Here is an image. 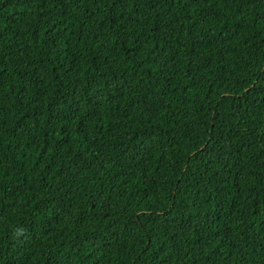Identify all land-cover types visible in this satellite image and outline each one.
I'll list each match as a JSON object with an SVG mask.
<instances>
[{
    "label": "trees",
    "instance_id": "obj_1",
    "mask_svg": "<svg viewBox=\"0 0 264 264\" xmlns=\"http://www.w3.org/2000/svg\"><path fill=\"white\" fill-rule=\"evenodd\" d=\"M0 69V264H264V0H0Z\"/></svg>",
    "mask_w": 264,
    "mask_h": 264
},
{
    "label": "snow or ice",
    "instance_id": "obj_2",
    "mask_svg": "<svg viewBox=\"0 0 264 264\" xmlns=\"http://www.w3.org/2000/svg\"><path fill=\"white\" fill-rule=\"evenodd\" d=\"M96 6L98 7V5H96ZM91 18H92V14L90 13L89 19H91ZM2 71H3V69H0V72H2ZM211 143H212V141H209V145H211ZM209 150L211 151L212 149L210 148ZM2 179H3V173H0V183H2ZM0 199H2V195H0ZM0 207H3V205L0 204ZM174 242L179 243V241H174ZM201 243L204 244V247L210 248L213 256L219 255V250H217L214 245L204 243L203 240H201ZM199 246H200L199 244L196 245V247H199ZM261 246L264 247V242H262ZM166 247H167V245H166ZM168 250L171 251L172 249L169 247ZM160 252L163 253L164 249L161 248ZM205 255H207V253H205ZM261 259H262V262H264V253H261ZM160 260H161L162 264H168V258L166 255H160ZM173 264H175V262H173Z\"/></svg>",
    "mask_w": 264,
    "mask_h": 264
}]
</instances>
